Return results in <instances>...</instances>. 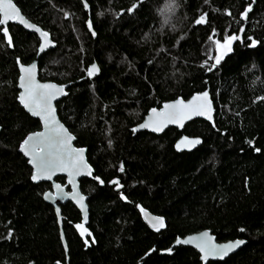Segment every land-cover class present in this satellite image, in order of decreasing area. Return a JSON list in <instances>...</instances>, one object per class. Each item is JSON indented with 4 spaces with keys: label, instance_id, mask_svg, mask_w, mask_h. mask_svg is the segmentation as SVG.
Returning a JSON list of instances; mask_svg holds the SVG:
<instances>
[{
    "label": "trees",
    "instance_id": "obj_1",
    "mask_svg": "<svg viewBox=\"0 0 264 264\" xmlns=\"http://www.w3.org/2000/svg\"><path fill=\"white\" fill-rule=\"evenodd\" d=\"M13 1L57 44L39 58L40 80L71 83L56 107L94 168L92 179L80 180L93 241L79 237L81 214L67 202L60 206L66 253L54 207L43 199L50 184L31 181L18 151L41 128L17 101V60L30 64L39 40L10 24L12 48L0 27V264H66L67 257L69 264H264V0H85L95 36L81 0ZM203 14L206 23L195 24ZM242 25V43L209 72L206 42L222 43ZM248 37L257 47H247ZM94 62L100 73L88 77ZM206 89L213 122L196 119L160 135L134 131L149 109ZM183 134L203 142L178 152ZM138 206L164 227L150 229ZM205 229L217 242L245 245L206 263L192 247L171 249L176 238Z\"/></svg>",
    "mask_w": 264,
    "mask_h": 264
},
{
    "label": "snow or ice",
    "instance_id": "obj_2",
    "mask_svg": "<svg viewBox=\"0 0 264 264\" xmlns=\"http://www.w3.org/2000/svg\"><path fill=\"white\" fill-rule=\"evenodd\" d=\"M207 2V0H206ZM85 7L88 5L85 3ZM138 7L133 5L132 8L128 9L131 13ZM171 7V6H170ZM251 11V4L245 9L241 14V19H247L248 13ZM231 15V13H227ZM68 14L65 13L67 18ZM18 22L28 29H34L35 32L39 33L40 37L43 39V43L40 46V52H45L49 46H53L52 41L49 39V33L47 31H41L39 27L28 23L26 19L22 16L21 12L14 4L13 0H0V27H2L3 35L7 39V44L9 47L13 45L12 38L9 33V28L6 26L9 22ZM206 23V14L201 15L195 24L202 25ZM89 31L95 35L92 30L93 25L91 22L88 23ZM245 29L242 27L240 32H244ZM211 39V37H210ZM250 43L247 44L249 48H255L258 45V41L248 37ZM241 37L237 34L227 35L223 42L214 40L213 43L216 47V53L214 56L209 55L208 60L214 61L210 65L206 61L207 70L212 72L217 69L227 57L233 51V43L235 41H240ZM19 63V60H18ZM203 66V65H202ZM36 64L24 67L21 66V77H20V87L24 91L20 94V103L29 111L33 116H39L45 123L46 132L36 133L28 136L21 144L20 150L25 156L30 157V163L33 165L35 172L33 173L31 179L34 182L41 180H51L56 173L67 172L69 176V183L73 184V192L71 193L72 199L76 200L78 204L83 208L85 197L75 190L74 177L87 174L91 175V169L84 161L83 150L73 148L71 145L74 137L69 134L68 130L60 124L55 119V109L52 107V101L57 99L58 96L66 95L63 87H58L51 83H39L36 80ZM98 69L96 65H92L87 69V76L94 77ZM260 99H264L261 97ZM153 116L150 117L148 121L142 124L141 128H149L152 131H160L170 123H179L181 126L185 119H191L192 115L205 116L207 119H213V101L209 98V93L207 91L200 95H196L191 101L185 103L183 100H176L175 103L165 104L164 109L157 111L152 109ZM201 141L196 140H182L180 144L177 145V149L180 150L181 147L192 148L200 144ZM256 151H260L259 148ZM123 166H121L120 171H123ZM99 179V178H97ZM102 182V181H101ZM117 187H121L119 181H113ZM56 198H62L67 196L68 193L64 192V189L60 184L55 185ZM46 200L53 198L51 193L45 194ZM122 198H125L122 196ZM59 211V210H57ZM153 227L159 231L164 227V221L159 217H152ZM77 229H80V234L83 236L88 232V229L84 224H77ZM243 231V229H241ZM90 235V233H88ZM198 240L196 246L204 254L203 258L207 259L209 256L223 259L230 252L239 248L245 243L243 240H237L235 242H230L223 245H217L211 242V237L205 232L199 238H193ZM188 240H177L178 244L189 243Z\"/></svg>",
    "mask_w": 264,
    "mask_h": 264
},
{
    "label": "water",
    "instance_id": "obj_3",
    "mask_svg": "<svg viewBox=\"0 0 264 264\" xmlns=\"http://www.w3.org/2000/svg\"><path fill=\"white\" fill-rule=\"evenodd\" d=\"M81 1H82L83 5H84V7H85V3H87V2H86L85 0H81ZM13 2H14V1H13ZM14 4H15V3H14ZM15 5H16V4H15ZM87 5H88V4H87ZM16 6H17V5H16ZM17 8L19 9L18 6H17ZM85 10L88 12V19H87L86 25H87V29H88V31H89L88 23L91 22V24H92L91 17H90V12H89V10H90L89 5H88L87 8L85 7ZM19 11L21 12L20 9H19ZM21 14H22V16L26 19V21H27L28 23H31V24L35 25L36 27H39V28L41 29V31H46V30L42 29L40 26H38V25H36L35 23H32L30 20H28V19L26 18V16H25L22 12H21ZM10 24H12V25H18V26L22 27L24 30H26V31H28V32H30V33H34V34L38 37V40H39V45H38V49H37L36 57L34 58V60H33L30 64L23 65V64L20 62L19 59H18V60H19V63H18V60H17L18 71H19V76H18V80H17V88H18V90H19V92H18V97H17V101H18V103L20 104V106H21V107H22V108H23V109H24V110H25V111H26L31 117L38 119L39 122H40V125H41V128H40L39 130L27 134L26 137L21 141V143H20V145H19V148H18V151H19V152L23 155V157L27 160V163H28L29 167L31 168V177H32L33 173L35 172V169H34L33 165L29 162V161H30V157L24 155V153L20 150V146H21L22 142H23L28 136L33 135V134H36V133L46 132V127H45V123H44V121H43L39 116H33V115L31 114V112H29V111H28V110H27V109H26V108L20 103V100H19V96H20V94L24 91V89H22V88L20 87V77H21V75H22L21 70H20V69H21V66L28 67V66H31L32 64H36V66H37V67H36V80H37V82H39V83H51V84H55V85H57L58 87H63L64 90H65V92L67 93L66 95L58 96L57 99H55V100L52 101V107L55 109V119H56L60 124H62V125L68 130V132H69L70 135H72V136L74 137V139H73L72 142H71L72 147H73V148H76V149H82V150H83L84 161H85V163L89 166V168L92 170V171H91V175L82 174V175H79V176L74 177L75 190H76L77 192H79L81 195H83V196L85 197V200H84V202H83V204H84V207H83V208L80 206V204H78V203L76 202V200L72 199L71 193L73 192V184H72V183H69V179H70V178H69L67 172H59V171H58V172L56 173V175H54L53 178H52L51 180H41V181H38V182H34V181L31 179V181H32L33 183H41V182H45V183H49V184H50V188L47 189V190L44 192V194H43V199H44V201H45L46 203H48V204H50L51 206L54 207V210H55V213H56V216H57V220H58V224H59V227H60L61 240H62L63 246H64V248H65V251H66V253L68 254V247H67V243H66L65 235H64V232H63V228H62V226H63V217H62L61 207H60V206H61V205H64V204L67 203V202H71V203H72V204H73V205L79 210V212H80V214H81V221H80L79 223H77V224H84V226L88 229V232L85 233V234L82 236V235L80 234V229H77V228H76V225H77V224L74 225V228H75L77 234L79 235V237L83 240V242H84L87 246H89L88 237H90L91 240L93 241V236H92L91 231H90L89 228H88V222H89V207H88V204H87L88 196H86V195L81 191V183H80V180H81L82 178H89V179H92V178L94 177V168L92 167V165H91L90 162L88 161V158H87V149H86L85 147H78V146H76V144H75L76 137L74 136V134H73L72 132H70V130L68 129V127H67V126H66V125L60 120V118H59V116H58V111H57L56 104H57V102H59L62 98L66 97V96L68 95V88L71 86V83L60 84V83H57V82H54V81H42V80H40V78H39V58H40V56H41L43 53H45V52H47V51H49V50H51V49H55L56 46H57L56 42L52 39L51 34L47 31V32L49 33V39L52 41V44L54 45V47H53V46H49V48H47L45 52H40V46H41V44L43 43V39L40 37L39 33L35 32L34 29H28V28L24 27V25H22V24H20V23L18 22V19H17L15 22H9V24L6 25V26L9 28V25H10ZM242 27L245 29V25H242ZM242 27H241V28H242ZM241 28H240V29H241ZM92 30L94 31V29H92ZM89 32L92 34V31H89ZM94 32H95V31H94ZM9 33H10V31H9ZM2 34H3V31H2ZM243 34H244V32H240V30H239L238 35L241 37V40H240L241 43H242V39H243ZM92 35H93V34H92ZM3 36H4V35H3ZM10 36H11V34H10ZM93 36H95V35H93ZM4 38H5V37H4ZM11 38H12V37H11ZM5 41H6V43H7V39H6V38H5ZM12 47H13V46H11L10 48H12ZM92 65H96L98 71H97V73H96L95 76H98L99 73H100V68H99L98 64H97L96 62H94V63H92V64L89 66V68H90ZM205 91H207V92L209 93V98L212 100V97H211V94H210V89H206V90H204V91L194 93V94H193L191 97H189L188 99H183V98L179 97V98H176V99H174V100H170V101H166V102L162 103L160 107H154V108L149 109L148 112L146 113V115L144 116L143 120H142L139 124H137V125L134 127V131H135V132L147 131V132H150V133H153V134H156V135H160V134L164 133L167 129L172 128V127H173V128H176L179 132H181V131H183V129H184V127H185V125H186L187 123H189L190 121L196 120V119H202V120H205V121H207V122H213V121H214V118H215V113H216V109H215V106H214V102H213V119H212V120L207 119L205 116L192 115L191 119H185V120H184L182 126H181L179 123H170V124H168L166 127H164L162 130H160V131H152V130H150L149 128H141V127H140L142 124H144L146 121H148V120L150 119V117L153 116L152 109H156L157 111H161V110L164 109V105H165V104H172V103H175V101L178 100V99H179V100H183L185 103H188L189 101L192 100V98H193L194 96H196V95H200V94H202V93L205 92ZM212 101H213V100H212ZM0 130H1V128H0ZM185 139H188V140H196V139H198V140L201 141V143L198 144V145H196L195 147H192V148H187V147H183V146H182L181 149L178 150V149H177V145L180 144V142H181L182 140H185ZM202 142H203V139H202L201 137H199V136L191 137V136H187V135L183 134V135H181L180 137H178L177 140L175 141V143H174V148H175L178 152H183V151H187V152L189 151V152H190V151L195 150L197 147H199V146L202 144ZM59 176H63V177L65 178V183H64V184L56 180V178L59 177ZM56 184H60L61 187L64 189V192L68 193V195H67V196H64V197H62V198H56V189H55V185H56ZM48 193H51V195H52L53 198H51V199H47V200H46L44 197H45V194H48ZM138 209L141 211V218H142V220L144 221V223H145L150 229L156 230V229L153 227V224H152V217H159V218H162V217L157 216V215L151 213L150 211L143 209L141 206H138ZM57 210H59V211H57ZM205 232H207L208 235H209V237H211V242L214 243V244H217V245H223V244H227V243H230V242H235V241H237V240H243V239H235V240H231V241L221 242V243H220V242H217V241H216L215 236L211 233L210 230L205 229V230H202V231L197 232V233H192V234L186 235V236H184V237H178V238H176V240L174 241V243H173L172 246H171V249L174 248V247L180 246V245L192 247V248L195 249V250L197 251V253L200 255V259H201V261H202L203 263H206V262H208V261H219V260H224L225 258L229 257L231 254L236 253L240 248H242V247L245 245V243H244V244L241 245L239 248H237V249H235L234 251L230 252L227 256H224L223 259H219V258L212 257V256H209L207 259H204V258H203L204 254H203V253L200 251V249L196 246V244L198 243V240L193 239V238H199V237H201V235H202L203 233H205ZM88 233H90V235H89ZM177 240H181V241H183V240H188V241H190V242H189V243H186V244H184V243L178 244V243H177ZM243 241H245V240H243ZM171 249H170V250H171ZM66 264H69V257H67Z\"/></svg>",
    "mask_w": 264,
    "mask_h": 264
},
{
    "label": "rangeland",
    "instance_id": "obj_4",
    "mask_svg": "<svg viewBox=\"0 0 264 264\" xmlns=\"http://www.w3.org/2000/svg\"><path fill=\"white\" fill-rule=\"evenodd\" d=\"M213 39H209L204 48V54L209 57V55H212L214 52L216 53V47L215 44L213 43Z\"/></svg>",
    "mask_w": 264,
    "mask_h": 264
}]
</instances>
